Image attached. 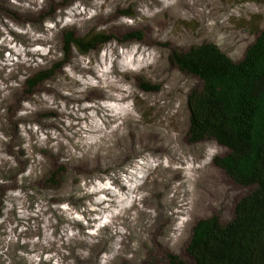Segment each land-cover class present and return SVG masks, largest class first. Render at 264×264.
<instances>
[{
    "label": "rangeland",
    "instance_id": "374dc122",
    "mask_svg": "<svg viewBox=\"0 0 264 264\" xmlns=\"http://www.w3.org/2000/svg\"><path fill=\"white\" fill-rule=\"evenodd\" d=\"M75 2L85 7H95L94 0H45V7L39 12L21 13L11 5L10 0L6 3L0 1V25H3L5 20H11L19 25L28 23L36 30L43 32V21H55L57 15L63 18L65 14L63 10ZM235 2L238 0H181L165 8L161 6V2L155 0H112L113 10L104 14L102 10L108 3V0H104V3L100 4L101 12L93 18L92 22H82L79 28L76 24H72L59 29L54 36L59 50H61L60 41L63 31H73L77 36L82 37L89 32H97L96 27L99 25H107L100 32L113 35L118 39L117 43L136 42L151 48L157 52L159 63L154 74L150 73L147 77H132L138 92L133 104L143 109V125L139 121H127V141L120 146V149L122 154L128 153L124 155V160H130V162L124 166L126 171L120 181H107L108 188H100L99 184L105 183V179L101 178L95 186L96 192L85 196H75V186L80 183V179H70L66 175L67 165L59 164L58 157L52 156L56 168L64 170L59 178H55L56 186L60 187V191L49 190L43 194L34 193L32 198L27 200V194L17 189L20 184L3 185V196L7 198L4 199V209L0 211V264H13V259L5 254V249L9 250L10 247H14L21 239H43L46 224L53 236L58 234L60 227L64 224H67L69 228L75 227L84 232L86 228L99 223L96 217L102 218L100 209H103L105 203L109 205V209L119 207L117 200L123 204L131 198L132 203L121 209L122 214L110 216L111 223L99 229L101 236L96 244L88 245L84 241H79L70 248L69 255L75 264H99L100 253L111 251L110 245L116 241L117 236L121 237L119 243L124 255H120V250H118L116 258L113 257L115 259L108 261L107 264H167L168 255H177L181 260L190 263L186 254V246L192 225L199 219L212 216H217L221 222L232 219L234 205L251 189L236 185L221 169L216 167L213 163L214 159L223 157L226 150L215 141L209 140L195 145L189 143L187 139L188 111L185 99L190 90L200 88V82L171 65L168 56L173 50L185 52L192 46L213 43L230 59L239 61L248 45L264 29V18L253 16L245 20L242 17L238 19L228 16L227 20H223L222 17L227 12V8ZM141 4L151 8H160L161 11L154 13L152 17L142 16L136 11ZM124 13L132 15L134 19L132 26L118 22L120 17H127ZM136 16H139V20L135 19ZM105 19L111 21L106 22ZM56 27L59 28V24H56ZM135 32L140 34V40L123 41V38ZM8 34L22 47L28 46L26 37L10 30ZM2 36L3 32H0V37ZM35 43L43 47L44 43L51 42L36 41ZM98 51L92 54L95 55ZM5 52L11 54V49L0 45V59L3 58ZM77 54V52H72L68 63L76 59ZM26 55H34L39 60L46 59L39 52L26 53ZM53 62L59 61L53 60L47 65H36L35 67L25 68L24 65L19 67L30 73L49 66ZM55 70L58 74L61 67ZM12 78L15 79L14 76ZM145 84H148L154 91L143 92L141 85ZM21 90L22 85L19 89L12 90L8 98L0 101V108L4 109L8 106L12 112H15L20 107L22 99L32 96L22 94L13 103L12 94L14 92L19 94ZM41 91H48L43 88V83L39 85L34 94H39ZM92 94L97 95L98 93L93 91ZM1 114L3 116L5 112ZM56 115L51 110H41L34 114L33 122L42 128H55V125L41 122L53 119ZM19 119L21 124L26 123L28 118ZM173 132L176 133L175 137L171 135ZM132 133L142 142L134 144L130 140ZM19 137L16 142L17 144L22 142L20 143L22 145L23 138L20 135ZM1 143L3 142H0V161H5L3 157L7 155L3 153L4 148L2 149ZM209 152H212L211 159L208 163H203ZM21 154L29 159L27 166L21 165L19 168V171H25L35 161L26 155L22 146ZM16 159L17 157L12 158L14 166ZM6 162L12 165L9 161L6 160ZM47 163L46 161L38 164L40 171L47 166ZM72 171L83 173L85 177L91 175L90 172L75 166ZM20 173L22 172H19V175ZM20 179L29 181L23 176ZM45 179L47 178L42 179L44 181L40 182L37 189L49 186ZM31 186L33 187V184ZM114 187L119 193L115 199L111 192ZM16 191L20 192V196H14L16 200L12 202V198L8 199V193ZM101 194L107 196L108 199L95 203L94 207L87 212L82 211L85 199L91 203L92 196ZM120 197L123 199L121 200ZM8 203L12 204V208L5 211ZM65 204H67L66 208ZM53 205L60 206V214L52 207ZM109 209H104V213H107ZM149 209L157 214L152 216ZM18 212H24L26 215L20 216ZM177 223L180 224L179 228L175 227ZM118 227H124L126 232L122 234L119 231H113ZM9 231L17 235V241L15 243L9 241L6 245L4 238L7 237ZM133 243L136 245L134 249L131 248ZM76 248H87L89 257L81 259L76 255ZM65 251L68 249L65 248ZM129 253L131 258H127ZM32 254L29 251L26 253V255ZM57 255L59 253L54 247L45 250L42 252L45 259H41V263L57 264ZM48 257L51 259H47Z\"/></svg>",
    "mask_w": 264,
    "mask_h": 264
},
{
    "label": "clouds",
    "instance_id": "9594fccd",
    "mask_svg": "<svg viewBox=\"0 0 264 264\" xmlns=\"http://www.w3.org/2000/svg\"><path fill=\"white\" fill-rule=\"evenodd\" d=\"M160 2L161 6L166 8L169 5L177 4L178 0H160ZM10 3L21 13L26 11L37 13L45 7V0H10ZM94 3L95 7H85L79 2L73 3L63 10L65 13L63 18L57 15L55 21H43V32L36 30L28 23L19 25L11 20H5L4 24L0 25V32H3V36L0 37V45L11 49V54L5 52L3 58L0 59V74L3 77L0 79V101L8 98L12 90L19 89L26 75L29 74L21 69L20 65H24L25 68L35 67L36 65H47L49 61L62 59L63 53L59 50L54 36L60 28H64L66 25L76 24L79 28L82 22H92L93 18L101 12L100 4L104 3V0H94ZM112 10V0H108L102 11L104 14H108ZM57 11L59 12V9ZM136 11L142 16L152 17L161 9L153 7L149 11L148 7L141 4ZM228 16L238 19L242 17L245 20H249L253 16L264 18V0H238L227 8L222 19L227 20ZM135 19L139 20V16H136ZM118 22L132 26L134 19L122 16ZM56 24H59V28L56 27ZM89 26L91 25L89 24ZM106 27L107 25H99L96 27V31L100 32ZM9 30L26 37L28 46L22 47L19 42L13 41L8 34ZM36 41H50L51 43H44L45 46L39 47L35 43ZM70 47L73 53L77 52L75 44H71ZM37 52L45 56L46 59L39 60L34 55H26V53L35 54ZM158 63L157 52L151 48L136 42L117 43L115 39H111L100 47L97 54L94 55L91 52L87 55L77 54L76 59L71 63L63 64L60 73L56 74L54 79L43 82V88L48 91H41L28 99H22L13 119L28 118L26 123L19 124V135L23 138L24 143L21 146L26 155L32 158L35 163L30 164L24 172L16 177L17 185L21 183V176L27 177L29 181L36 179L40 175L38 164L46 162L49 158L48 154L58 157L59 164L67 165L66 175L70 179H80V183L75 186V196H85L96 192L95 186L101 178L105 179V183L99 184L100 188H108L107 181H120L126 171L124 166L130 162V160H124V155L128 153L122 154L120 149V145L127 141V121H139L143 125V109L133 104L138 92L132 77H147L150 73L154 74ZM13 76L15 79L12 78ZM93 91L98 94H92ZM41 110H51L57 114L55 118L41 122L55 125V128H42L33 122L34 114ZM3 112L4 109L0 108V113ZM144 126L149 127L150 125ZM171 135L175 137L176 133L173 132ZM8 140V136L0 133V142L7 143ZM211 155L212 152H209L203 163H208ZM3 158L14 166L11 157L4 156ZM74 166L90 172L91 175L85 177L83 173H74L72 171ZM0 183H6V181L0 180ZM111 192L114 194L113 199L119 196L117 188H112ZM14 196H20V192L8 193V199ZM107 199L108 197L102 194L92 196L91 203L85 199L82 211L87 212L94 207L95 203ZM120 199L122 200L123 197ZM131 203V198L123 204L117 200L119 207L111 209L105 203L103 209H100L102 218L96 217L99 223L86 228L84 232L75 227L69 228L67 224H64L60 227L58 234L53 236L46 224L43 239H21L19 241L20 244H27L28 251L33 253L26 255L24 251H21L19 256L35 262L45 259L42 252L54 247L55 251L59 253L56 256L57 264H75L69 255L70 248L79 241H84L88 245L96 244L101 236L99 229L104 225H110V216L122 214L121 209L128 207ZM52 207L60 214L59 205ZM64 207L66 208L67 204ZM10 208H12V204L8 203L5 211ZM104 209H109V211L104 213ZM149 211L152 216L157 214L151 209ZM18 215L24 216L26 213L18 212ZM175 227L179 228L180 224L177 223ZM113 231L123 234L126 229L118 227ZM120 239V236L116 237V241L110 245L111 251L100 253L99 264H107L118 254V250H120V255H124L119 243ZM9 241L13 243L17 241V235L12 234L11 231L4 238L6 245ZM135 247L136 245L133 243L131 248ZM65 248L68 251H65ZM75 251L81 259L89 257L87 248H76ZM127 258H131L130 253ZM47 259H51V257Z\"/></svg>",
    "mask_w": 264,
    "mask_h": 264
},
{
    "label": "trees",
    "instance_id": "16d2710c",
    "mask_svg": "<svg viewBox=\"0 0 264 264\" xmlns=\"http://www.w3.org/2000/svg\"><path fill=\"white\" fill-rule=\"evenodd\" d=\"M0 1L6 3L7 0ZM124 16L132 15L124 13ZM111 39L118 40L104 32H89L80 37L73 31H63L62 59L26 75L21 92L12 94V102L15 103L22 94L33 95L41 83L52 79L57 73L55 68L67 64L72 56L71 44L76 45L78 54L87 55L98 51ZM133 39L140 40V34L135 32L123 41ZM168 57L171 65L200 82V88L190 90L185 99L189 143L195 145L212 140L223 147L226 154L215 158L213 163L236 185L251 191L236 202L229 221L221 222L217 216H212L192 225L186 246L190 263L177 255H168L167 264H264V29L248 45L239 61L230 59L213 43L192 46L185 52L173 50ZM0 79H3L2 74ZM141 90L145 93L154 91L148 84L141 85ZM4 112L0 115V133L9 140L1 143V147L4 154L17 159L15 166L7 164L6 160L0 161V180L6 181L0 183V211L7 198L3 196V185L8 182L16 185V177L24 171L19 168L29 162L21 154L22 142H16L20 138V119H13L15 112L8 106ZM48 156L47 166L40 175L31 180L33 182L23 179L17 188L27 194V200L34 193L60 191L55 178H59L64 170L56 168L52 156ZM3 164L6 166H1ZM44 178L49 186L37 189ZM12 199V202L16 200L15 197ZM21 251L28 253V245L17 242L5 254L10 255L13 264H34L20 257ZM36 264H42L41 259Z\"/></svg>",
    "mask_w": 264,
    "mask_h": 264
},
{
    "label": "bare ground",
    "instance_id": "6f19581e",
    "mask_svg": "<svg viewBox=\"0 0 264 264\" xmlns=\"http://www.w3.org/2000/svg\"><path fill=\"white\" fill-rule=\"evenodd\" d=\"M156 2H160V0H155ZM178 2H181V0H178ZM177 2V3H178ZM146 7H148V9H149V11L152 9L151 7H149V6H146ZM26 12H28V11H26ZM105 21L106 22H110L111 20H108V19H105ZM38 42H41V41H38ZM131 138L132 139H130L134 144H138L139 142H142V140L141 139H139V138H135V136L133 135V133H132V135H131ZM149 138V137H148ZM147 138V139H148ZM155 139V138H154ZM120 146H123V144H121ZM116 258V257H115ZM115 258H113V259H115Z\"/></svg>",
    "mask_w": 264,
    "mask_h": 264
}]
</instances>
